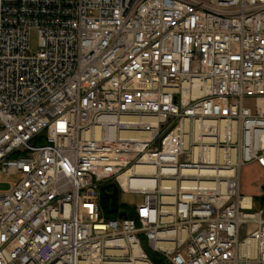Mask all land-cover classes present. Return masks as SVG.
Segmentation results:
<instances>
[{
	"label": "built area",
	"instance_id": "built-area-1",
	"mask_svg": "<svg viewBox=\"0 0 264 264\" xmlns=\"http://www.w3.org/2000/svg\"><path fill=\"white\" fill-rule=\"evenodd\" d=\"M253 161L264 0H0V264H264ZM107 183L144 195L132 216Z\"/></svg>",
	"mask_w": 264,
	"mask_h": 264
},
{
	"label": "crops",
	"instance_id": "crops-1",
	"mask_svg": "<svg viewBox=\"0 0 264 264\" xmlns=\"http://www.w3.org/2000/svg\"><path fill=\"white\" fill-rule=\"evenodd\" d=\"M240 182L243 194L260 200L257 204L264 207V203L261 204L264 196V168L256 161L245 164L241 168Z\"/></svg>",
	"mask_w": 264,
	"mask_h": 264
},
{
	"label": "rangeland",
	"instance_id": "rangeland-1",
	"mask_svg": "<svg viewBox=\"0 0 264 264\" xmlns=\"http://www.w3.org/2000/svg\"><path fill=\"white\" fill-rule=\"evenodd\" d=\"M31 43H32V52H35L37 50L38 44H39V37H38L37 32H33L32 38H31ZM240 174H241V171H240ZM19 178H20V176L6 175L0 169V192L11 189L13 183H16L19 180ZM143 199H144V195L141 193L124 192L121 189L119 190L118 201H119V203L122 204V206L120 207L122 210H124L126 208H133L135 205L143 202ZM258 201H260V200L257 199V202ZM246 228H248V227L246 226Z\"/></svg>",
	"mask_w": 264,
	"mask_h": 264
},
{
	"label": "trees",
	"instance_id": "trees-1",
	"mask_svg": "<svg viewBox=\"0 0 264 264\" xmlns=\"http://www.w3.org/2000/svg\"><path fill=\"white\" fill-rule=\"evenodd\" d=\"M115 185V183H107L104 185V189L102 190L103 214L107 218H115L118 216V212L114 211L112 208L111 198V194ZM119 205L120 207L122 206L121 203H119ZM124 211L128 212L129 216H132L134 212L133 208H126ZM147 251L149 252L154 264H171L163 255L156 252H151L148 248Z\"/></svg>",
	"mask_w": 264,
	"mask_h": 264
},
{
	"label": "bare ground",
	"instance_id": "bare-ground-1",
	"mask_svg": "<svg viewBox=\"0 0 264 264\" xmlns=\"http://www.w3.org/2000/svg\"><path fill=\"white\" fill-rule=\"evenodd\" d=\"M195 156L196 158H200V154H199V150L195 152ZM216 154L218 156L221 157V155H223V153H216L214 152L213 149H211L208 153H206V157H209L210 159H213ZM137 170H146V171H149V172H153L154 171V167L153 166H150V165H140L137 167ZM186 174L187 173H191V172H198L200 174H208V173H225V171H219L217 169H210V168H202V169H193V170H185L184 171ZM154 178L153 177H150L148 178V180H133L132 181V187H138L139 185L143 184V183H147V186H153V183H154ZM152 184V185H151ZM162 184H171V185H174V182H170V181H162ZM211 185V184H209Z\"/></svg>",
	"mask_w": 264,
	"mask_h": 264
},
{
	"label": "water",
	"instance_id": "water-1",
	"mask_svg": "<svg viewBox=\"0 0 264 264\" xmlns=\"http://www.w3.org/2000/svg\"><path fill=\"white\" fill-rule=\"evenodd\" d=\"M119 190H120V188L117 185H115L114 186V190H113V192L111 194V198H112V208H113L114 211H119V208H120L119 207V203H118ZM263 203H264V197L261 198V204H263ZM127 215L128 214H127L126 211L119 212V216L120 217H126Z\"/></svg>",
	"mask_w": 264,
	"mask_h": 264
},
{
	"label": "flooded vegetation",
	"instance_id": "flooded-vegetation-1",
	"mask_svg": "<svg viewBox=\"0 0 264 264\" xmlns=\"http://www.w3.org/2000/svg\"><path fill=\"white\" fill-rule=\"evenodd\" d=\"M264 197V196H263Z\"/></svg>",
	"mask_w": 264,
	"mask_h": 264
}]
</instances>
